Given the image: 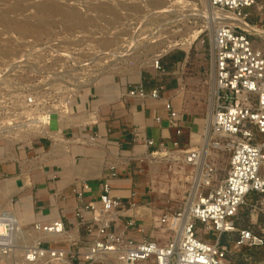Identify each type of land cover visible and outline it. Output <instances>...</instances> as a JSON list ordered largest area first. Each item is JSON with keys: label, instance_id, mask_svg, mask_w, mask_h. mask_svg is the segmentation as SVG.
<instances>
[{"label": "built area", "instance_id": "obj_1", "mask_svg": "<svg viewBox=\"0 0 264 264\" xmlns=\"http://www.w3.org/2000/svg\"><path fill=\"white\" fill-rule=\"evenodd\" d=\"M260 1L208 0L214 11L236 22H214L210 46L213 94L208 147L228 153V168L217 181L215 165L208 158L202 162V145L180 150L183 162L200 172L192 201L182 211L159 220L160 226L174 235L164 244L145 237H127L126 233L135 227L134 220L126 215V205L111 196L109 183L104 182L100 209L84 207L91 211L90 218L83 217L80 210L76 213L80 236L71 239L67 248L59 241L40 240L36 245L40 253L32 256L45 258V264L64 258L70 264H228L222 236L236 233L235 248L264 244L262 236L249 227L238 226L239 211L248 198L264 196V48L251 37L260 35L257 25L248 22L252 9L263 8ZM105 2L68 3L84 12L87 6ZM85 19L88 22L84 26L72 30L58 27L45 37H12L15 50L0 56V138L21 143L46 137L44 128L49 129L52 115L60 120L68 114L74 97L111 74V63L123 53L121 48L111 50L108 44V18L87 14ZM152 68L157 77L154 86L146 91L142 82L130 85L128 96L159 97L166 84L162 76L168 72L159 59L154 60ZM165 107L173 119L176 112L169 103ZM153 143L147 141L149 146ZM172 145L179 146L177 141ZM256 204H263L262 199ZM186 209L188 217L184 216ZM9 214L0 212L5 230L2 252L10 250L12 243ZM33 228L51 234L67 231L61 220L36 222ZM199 229L211 234L213 241L199 237Z\"/></svg>", "mask_w": 264, "mask_h": 264}, {"label": "crops", "instance_id": "obj_2", "mask_svg": "<svg viewBox=\"0 0 264 264\" xmlns=\"http://www.w3.org/2000/svg\"><path fill=\"white\" fill-rule=\"evenodd\" d=\"M155 78L131 80L112 73L101 79L74 97L68 114L62 121L56 120L54 130L49 129L59 132L55 141L50 136L33 137L21 143L0 138V189L4 185L11 187L8 211L18 217L21 228L29 230L36 222L49 224L61 220L67 231L74 233L72 239H77L80 236L77 211L90 218L91 211L84 207L100 209L102 185L107 182L111 196L126 205V215L134 220L135 227L126 233L127 237L135 240L145 237L159 244L170 239L173 232L159 224L162 216L156 217L155 225L144 217L148 196L137 188L131 164L148 152L164 150L173 141L184 142L179 146L182 149L200 146L198 137L203 125L196 120L203 119L202 113L194 114L190 92L171 80L165 82V89L156 99L127 95L130 85L141 82L149 91ZM196 95L201 97L203 93ZM167 103L176 112L173 119L165 107ZM149 140L154 142L152 146L147 145ZM211 152L207 157L210 161L214 151Z\"/></svg>", "mask_w": 264, "mask_h": 264}, {"label": "rangeland", "instance_id": "obj_3", "mask_svg": "<svg viewBox=\"0 0 264 264\" xmlns=\"http://www.w3.org/2000/svg\"><path fill=\"white\" fill-rule=\"evenodd\" d=\"M49 1L0 0V20L2 19L0 22V56L7 55L9 51H13V48L15 50V47H13L14 42H12L13 36L45 37L58 27L72 30L74 27L86 25L88 21L85 19V15L87 14L93 13L96 16L107 17V25L110 30L108 44L111 50L121 48L120 50L123 53L117 58V61L114 58L116 62H114L115 65H111L112 68L109 73L112 74L114 70L113 74L126 76L131 80L136 78L148 80L156 76L151 63L153 64L154 60L159 59L165 71L168 72V74L162 76V80L164 82H168V80L174 83L177 82L180 87L182 86L181 88L190 92V104L195 108L194 114L200 115L202 113L203 120H196V122L202 123L203 128L205 127L207 111L211 104L212 57L210 46L214 23L212 20V17H214L213 9L209 8L208 0H154L155 2L153 0H124L126 2L121 0L125 4L121 1L120 3L115 0L109 2L106 0L108 4L111 3L109 6L106 2L103 5H90L85 7L84 12L78 11L74 5L68 3L75 0ZM260 2L262 4V1ZM161 7L169 11L154 15L153 12H156V9H161ZM40 8L43 11L50 8V11H46L48 14L44 12L42 15ZM108 8L110 9L108 10ZM250 12L248 22L256 24V28L264 30V6L260 11L254 8ZM9 15H12V17ZM40 15L44 18L42 17L43 28L40 27L39 31H34L32 28L26 30V28L18 27L23 20V23H25L29 19V23L36 20ZM97 23L98 21L94 25ZM195 28L201 29L203 32L198 34L190 43L189 30ZM258 33L259 36L252 35L251 37L257 41L258 46L264 48V33ZM176 79L179 80L174 81ZM198 92L203 93V95L198 97L196 95ZM198 108L202 110L200 111ZM56 126V118L52 115L49 129L54 130ZM201 135L203 136V132ZM200 140L201 136L198 137V142ZM182 143L184 144V142H178V145L180 146ZM179 146L166 145L164 150L155 151L154 154L148 152L147 156L132 161L131 164L132 169L135 170L137 188H142L148 196L145 202L147 209L144 217L152 220L153 225L156 224L154 221L156 217L159 218L163 215L182 211L185 205L192 200L191 195L198 187L200 169L196 170L192 166H189V168L183 162V156L180 154L183 147ZM149 155L150 157H148ZM174 155L178 156V160L173 158ZM228 159L227 152H213L211 162L216 168L217 181L224 177ZM179 172L182 173L179 174ZM260 199H262L263 204H256ZM4 201L0 196V206ZM239 212L238 226L249 227L264 239V196L262 198L257 196L248 198ZM136 228L138 227L136 226ZM172 235L174 234L172 233L170 237ZM198 236L209 241L214 239L211 234L206 235L202 229L198 230ZM236 237V233H232L221 238V243L227 245L228 264H264V244L254 248H235L234 241ZM1 263L8 264L5 261ZM12 263L19 264L13 260Z\"/></svg>", "mask_w": 264, "mask_h": 264}, {"label": "bare ground", "instance_id": "obj_4", "mask_svg": "<svg viewBox=\"0 0 264 264\" xmlns=\"http://www.w3.org/2000/svg\"><path fill=\"white\" fill-rule=\"evenodd\" d=\"M51 1V0H50ZM49 1V2H50ZM108 2L109 1H111V0H107ZM114 1V0H113ZM115 1H117V2H120L121 0H115ZM122 1H124V0H122ZM121 1V2H122ZM128 1V0H127ZM152 1V0H151ZM154 1V0H153ZM48 2V1H47ZM53 2V1H52ZM51 2V3H52ZM116 2V3H117ZM120 2V3H121ZM124 2H126V1H124ZM124 2H122V3H124ZM155 2V1H154ZM54 3H56V2H54ZM107 3V2H106ZM113 3V2H112ZM120 3H119V5H120ZM153 3V2H152ZM159 3V2H158ZM38 4V3H37ZM43 4H44V2H43ZM48 4V3H47ZM109 4H111V3H109ZM109 4L107 3V5L109 6ZM125 4V3H124ZM156 4V3H155ZM262 4H263V6H264V0L262 1ZM14 5V4H13ZM39 5V4H38ZM106 5V4H105ZM116 5V4H115ZM123 5V4H122ZM45 6H46V3H45ZM111 6V5H110ZM37 7V6H36ZM58 7H59V5H58ZM102 7V6H101ZM100 7V8H101ZM113 7V6H112ZM111 7V8H112ZM54 8V7H53ZM124 8V7H123ZM157 8V7H156ZM209 8L212 10V8L209 6ZM11 9V8H10ZM13 9V8H12ZM38 9V8H37ZM42 8H40V11H41V13H42V15H43V13L44 12H46V11H50V8H49V10L48 9H44V11L43 10H41ZM98 9H99V6H98ZM105 9V8H104ZM104 9H102L103 11H104ZM110 8H108V10H109ZM121 9V8H120ZM9 10V9H8ZM95 10V9H94ZM106 10V9H105ZM107 10V11H108ZM115 10V9H114ZM122 10H124V9H122ZM168 10V9H167ZM68 11V10H67ZM74 11V10H73ZM72 11V12H73ZM93 11V10H92ZM112 11V10H111ZM110 11V12H111ZM169 11V10H168ZM168 11H166L164 8H162L161 7V9H156V12H153V14L155 15V14H157V13H162V12H168ZM172 11V10H171ZM170 11V12H171ZM9 12V11H8ZM35 12H37V11H35ZM53 12V11H52ZM95 12V11H94ZM12 13V12H11ZM47 13V12H46ZM69 13H70V11H69ZM8 14V13H7ZM35 14H37V13H35ZM48 14V13H47ZM73 14V13H72ZM74 14H75V12H74ZM73 14V15H74ZM91 14H93V13H91ZM213 14H214V17H212V20H213V22H216V21H218V20H221L222 22H233V23H236V22H234V20L233 19H231L230 17H227V16H225V15H222V14H219V13H217L216 11H214L213 10ZM42 15H40V16H38V18L36 19V20H34V21H32V22H29L28 23V20L29 19H27V22H25V23H23L24 22V20H23V22H22V24L21 25H18V27H22V28H26V30H31V28H32V30H34V31H39V29H40V27H42L43 26V16ZM70 15V14H69ZM95 15V14H94ZM4 16V15H3ZM10 17H12V15H9ZM23 16V15H22ZM30 16V15H29ZM28 16V17H29ZM72 16V15H71ZM14 17V16H13ZM16 17V16H15ZM14 17V18H15ZM33 17V16H32ZM43 17V18H42ZM67 17V16H66ZM4 18H5V16H4ZM21 18V17H20ZM31 18V17H30ZM77 18V17H76ZM23 19V18H22ZM22 19H20L21 21H22ZM33 19V18H32ZM71 19H72V17H71ZM70 19V20H71ZM4 20V19H3ZM73 20V19H72ZM2 21V19L0 20V22ZM20 21V22H21ZM30 21V20H29ZM73 21H75V20H73ZM77 21H78V19H77ZM6 22V21H5ZM14 22V21H13ZM17 22V21H16ZM19 22V23H20ZM77 23V22H76ZM94 23H96V22H94ZM8 24V23H7ZM240 25L242 26V27H245V28H248L247 26H245L244 24H242V23H240ZM8 27V26H7ZM13 28V27H12ZM43 28V27H42ZM19 29V28H18ZM16 31V30H15ZM256 31L257 32H260V33H264V30L263 29H261V28H256ZM203 32V30H199V29H197V28H195V29H190L189 30V36H190V38H191V40H190V43H191V41L192 40H194L197 36H198V34H200V33H202ZM20 33H22V32H20ZM28 33H29V31H28ZM34 33V32H33ZM35 34V33H34ZM187 34H188V32H187ZM19 35V34H18ZM22 35V34H21ZM24 36V35H23ZM38 36V35H37ZM39 37V36H38ZM187 40V39H186ZM184 41V40H183ZM188 41V40H187ZM211 41H212V32H211ZM181 42V41H180ZM162 43V42H161ZM172 43V42H171ZM176 43V42H175ZM164 44V43H163ZM178 44V43H177ZM176 45V44H175ZM182 45V44H181ZM174 46V45H173ZM158 48V47H157ZM170 49V48H169ZM161 50V49H160ZM164 50V49H163ZM156 54V53H155ZM158 55V54H157ZM155 56V55H154ZM144 62V61H143ZM152 62V61H151ZM114 63H111V65H113ZM148 64V63H147ZM115 65V64H114ZM150 65V64H149ZM151 66H152V63H151ZM112 68V67H111ZM110 68V69H111ZM115 68V67H114ZM113 72H114V70H113ZM112 72V73H113ZM111 75V74H110ZM212 78H213V72H212V70H211V81H212ZM182 87V86H181ZM212 94H213V88H211V92H210V98H211V104H210V107H209V109H208V111H207V120H206V125H205V127L203 128V136L201 135V140L198 142L200 145H202V149H203V152H202V162L203 161H205L206 159H207V157H208V155H211V150L209 149V147H208V143H209V138H210V133H209V127H210V123H211V106H212ZM61 118V121H62V117H60ZM91 118H93V117H91ZM96 120V119H95ZM94 120V121H95ZM85 121V120H84ZM90 121V120H89ZM93 121V120H92ZM92 121H90V122H92ZM87 122V121H86ZM89 122V123H90ZM91 124V123H90ZM45 129V132H46V136L47 137H49V138H54V141H55V139L56 138H59V132H53V131H50L48 128H47V126L44 128ZM8 140V139H7ZM58 140V139H57ZM10 142V141H9ZM12 143H14V142H12ZM66 148V147H65ZM148 157H150V155L148 156ZM212 157V156H211ZM173 158H176L177 160H178V156L177 155H174L173 156ZM213 158V157H212ZM211 159V158H210ZM185 163V162H184ZM182 166V165H181ZM189 167V166H188ZM190 168V167H189ZM152 170V169H151ZM153 173H155V172H153ZM158 173V172H157ZM180 173H182V172H179V174ZM194 173V172H193ZM176 175V174H175ZM182 175H184V174H182ZM177 176V175H176ZM179 176V175H178ZM197 177H198V174L196 175V179H197ZM153 179V178H152ZM184 179V178H183ZM6 181V180H5ZM178 182V181H177ZM195 182H197V181H195ZM197 184V183H196ZM3 185V184H2ZM16 186V185H15ZM23 188V187H22ZM14 190H15V187H14ZM197 191V189L195 188V191L192 193V199L194 198V195H195V192ZM11 192H12V190H11V187L10 186H8V185H4V186H2V188L0 189V196H1V198H3L5 201H4V203L0 206V212H3L4 211V213H6V212H8V214L11 216V220H8V222L11 224V226H12V243L9 245V249L10 250H7V251H5V252H2V250H1V248H0V262H2V261H5V262H7L8 264H11V261L13 260V261H16V262H18L19 264H45V258H40V257H35V256H32V254L33 253H35V254H38V253H40L39 252V249H37V247H36V245H37V243L40 241V240H44V239H47V240H55V241H59V242H61L62 244H63V246H65L66 248H67V246H68V243H69V241L72 239V238H74V233H72V232H70V231H64V232H62V233H60V234H51V233H44V232H42V231H39V230H36V229H34L33 228V226H34V224L35 223H33V226L31 227V229H29V231H31L30 233H28L29 231H28V229H23V228H21L20 227V225H19V223H18V220H17V216H15L14 214H12L11 213V211H8V206L10 205V199H9V197H10V194H11ZM28 195V194H27ZM192 201V200H191ZM13 206V205H12ZM11 208V207H10ZM2 209V210H1ZM17 214V213H16ZM19 214V213H18ZM22 216H23V214H22ZM161 216V215H160ZM184 216L185 217H188V213H187V209H186V211L184 212ZM17 217V218H16ZM20 217V216H19ZM27 217V216H26ZM152 217V216H151ZM22 218H25V217H22ZM155 219V218H154ZM23 220V219H22ZM156 220V219H155ZM19 222H21L20 220H19ZM26 222H28V221H26ZM28 223H30V221L28 222ZM74 227V226H73ZM74 229V228H73ZM4 234H5V230H4V228H3V226H2V224H1V222H0V244H2V243H4V238H3V236H4ZM177 235H179V234H177ZM12 258V259H11ZM2 264V263H1ZM12 264H15V263H12ZM52 264H70L69 262H68V260L67 259H63L61 262H58V263H56V262H52Z\"/></svg>", "mask_w": 264, "mask_h": 264}]
</instances>
